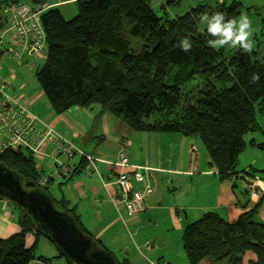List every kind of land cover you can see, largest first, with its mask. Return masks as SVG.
<instances>
[{
	"label": "trees",
	"instance_id": "trees-1",
	"mask_svg": "<svg viewBox=\"0 0 264 264\" xmlns=\"http://www.w3.org/2000/svg\"><path fill=\"white\" fill-rule=\"evenodd\" d=\"M73 1L77 14L66 20L57 5L47 6V0H0V29L13 6L25 3L40 10L47 6L39 15L46 57L36 68L35 79L53 112L99 106L136 132L198 136L218 180L236 179L245 137L261 131L257 115L264 119V55L228 46L212 48L208 41L215 37L198 26L202 13L221 12L226 19L238 20L241 4L198 5L169 19L158 17L149 0ZM182 37L192 41L189 52L178 46ZM253 74H259L255 83ZM197 76L202 87L182 95L181 87ZM250 145H255L254 140ZM0 162L23 178L26 189L39 188L50 195L59 210L70 214L98 247L109 251L83 226L65 198L49 193L50 179L44 186L39 184L42 174L31 153L7 150L0 154ZM259 201L249 209L243 204L234 222L208 211L187 224L182 243L188 264H240L248 253L253 256L249 264H264ZM16 221L19 231L0 238V264L34 260L33 250L42 235L19 210ZM27 234L34 238L29 246ZM59 257L63 258L39 259L53 264Z\"/></svg>",
	"mask_w": 264,
	"mask_h": 264
},
{
	"label": "crops",
	"instance_id": "crops-1",
	"mask_svg": "<svg viewBox=\"0 0 264 264\" xmlns=\"http://www.w3.org/2000/svg\"><path fill=\"white\" fill-rule=\"evenodd\" d=\"M68 1L70 0L55 1L47 6ZM43 50H46V47ZM25 87L22 85L17 90L12 88L10 93L26 105L31 114L94 159L92 165L84 162L82 157L77 162H72L70 165L72 177L64 179L57 174L59 167L56 164L58 168L55 175L60 195L69 202V207L75 210L83 226L102 243L106 241V235L109 236L110 231L117 224L119 226L124 224L132 231L134 228L139 232L143 226L142 222L148 220L167 233L176 232L180 235L187 224L194 222L205 212H216L229 222H234L243 212V209L235 210L232 195L233 181L240 180L239 176L236 179H229L231 187L228 190L227 185H223L217 179L216 172L209 165V158L204 159L195 152L192 142L187 137L170 133L133 131L124 122L103 111L99 106L89 109L72 107L65 113L57 115L46 102L47 100L45 98L42 100L39 92L37 94L29 92ZM61 129L64 131H60ZM253 140L257 143L256 145H264L262 137L257 141L255 138ZM119 152L125 154L133 169H148L152 193L145 198L144 210L134 216L130 215L122 204L115 205V201L119 202L120 199L116 179L123 171V168L117 166ZM59 155L51 146H45L39 153L32 154L36 165L56 159ZM37 160L40 162L37 163ZM81 165H83L82 168ZM207 167L209 169H206ZM78 168V173L73 174ZM53 176V174L50 177L42 175L43 178L50 179L48 186L54 185L56 177ZM240 181L247 197L246 202H241L240 205L246 204L249 209L251 203L249 184ZM258 183L254 182L256 185H261L264 193V180H259ZM204 184L212 187L211 200L201 201L198 198ZM63 188L71 195L66 197L62 191ZM259 199L257 217L264 223V195ZM81 202L82 206H80ZM119 206L120 209H116ZM16 217L17 214L13 216L9 213L7 205L3 209L0 208V238H7L19 231ZM95 228L99 230L98 233H95ZM130 236L132 238L133 235ZM27 237H30L29 239L33 242L34 238L31 234L26 235L25 242ZM147 238L148 240L144 243L146 254H136L134 248L132 251L131 247L125 244L121 249L122 259H116L117 262L119 261L120 264H172V258L168 252L170 248L168 238L156 234L148 235ZM32 242L26 245L29 246ZM136 242H134L135 246L139 244L138 241ZM180 251L182 255L184 251L181 244L177 249L179 260ZM252 257L250 256L248 261Z\"/></svg>",
	"mask_w": 264,
	"mask_h": 264
},
{
	"label": "rangeland",
	"instance_id": "rangeland-1",
	"mask_svg": "<svg viewBox=\"0 0 264 264\" xmlns=\"http://www.w3.org/2000/svg\"><path fill=\"white\" fill-rule=\"evenodd\" d=\"M55 1L65 0H47V3H52ZM232 1H236L241 4V12L238 20L242 15H247L251 19L252 27L254 29L252 35V40L254 41L253 50L258 51L259 54L264 55V0H149V3L151 5L152 10L158 17L173 19L175 17L184 15L190 9L198 5H207L210 7H214L215 5L221 3L230 4ZM57 9L62 13L63 17L66 20L74 18L77 14V5L73 0L57 4ZM198 28L200 31L207 29L206 25L201 22L199 23ZM134 47L137 48V46ZM9 49L10 48L8 47V50L0 56V84L6 83V90L9 93L11 92L12 88L17 90L20 86L24 85L26 86L25 88L27 89V91L36 92V94L39 92L42 96V100L44 98L45 100H47L46 96L42 93L35 79L36 68L43 64L46 57V50H41L39 52L34 53L24 51L20 54L19 57L14 58L12 57V54ZM202 83L203 80L201 77H195L193 80L184 84L181 87L182 95H184L188 91H196L200 89L202 87ZM16 101L19 100L16 98ZM46 102H48V100ZM257 121L260 125L261 131H256L254 133L248 134L245 137L246 145L238 157L236 167L237 171L242 172L239 177H245V179L250 183H257L259 180H264V145H262V147H258L256 145V142L254 146L250 145V141H252L253 138H255V141H257V139L260 137L264 139V119L261 116L257 115ZM60 131L64 130L61 129ZM187 138L189 141L192 142L191 145L196 150H194L195 152L199 153L200 156L204 159L208 158L207 152L198 136H189ZM80 157V155H75L71 160H69L67 156L60 154L56 157V159L44 161L37 165L39 173L43 176L45 175V177H50L52 176V174L54 175L53 177H56L55 172L58 167L62 166L63 164L71 165L72 162H77ZM39 162L37 160V163ZM56 164L58 167H56ZM206 169H209V167H207ZM220 182H222L223 185H227L228 190H230L231 180L225 179ZM233 182L234 183L232 184V186H234V193L232 195L233 200L235 201L234 206L236 208L235 210L239 211L240 209H242V205H240V203H245L247 197L244 193L242 182L240 180H234ZM56 183L57 177L54 181V185L49 186L48 191L52 196L54 195L53 197L57 199L61 197V195L59 193V190L57 189ZM260 188L262 187L260 186ZM201 190L202 193H200L198 197L201 199V201H206L209 199L211 200L213 198L211 186H206L204 184ZM62 191L66 197L71 195L68 191H66L65 188H63ZM5 205H7L9 213H11L13 216H16L17 209L14 207V205L4 199H0V208L3 209ZM80 206H82V202ZM116 209H120V206ZM119 221L121 220L119 219ZM142 224L143 226H141L139 232H137L134 228L132 231L129 226H125L124 224H121L120 226L119 224L115 225V227L110 231L109 236L106 235V241L103 240V245L108 248V250L115 256L116 259L121 260L123 256L121 254V249L124 247L125 244L131 247L132 251L134 248L136 254H146L144 243L148 240L147 236L156 234L159 236H164V238H168V242L170 244L168 252L169 256L172 258V264H188L184 252L181 255L180 251V260L177 254V249L179 248V245L181 244V246H183L182 233L180 235L176 232L167 233L164 229L157 228L148 220L143 221ZM98 231L99 230L95 228V233H98ZM130 235H133L132 238ZM29 238L30 237H27V244H30L32 242V240H30ZM133 241H138L139 244L135 246L136 244ZM146 245L148 246L149 244L147 243ZM33 251L34 260L30 264H45L39 259L40 257L51 259V257L57 255V251L54 245L42 236L38 239L37 245ZM250 256H252L251 253L245 255L243 261L240 264H249L248 259ZM53 264L67 263L65 262L64 258L59 257L53 262ZM205 264L212 263L207 261Z\"/></svg>",
	"mask_w": 264,
	"mask_h": 264
},
{
	"label": "built area",
	"instance_id": "built-area-1",
	"mask_svg": "<svg viewBox=\"0 0 264 264\" xmlns=\"http://www.w3.org/2000/svg\"><path fill=\"white\" fill-rule=\"evenodd\" d=\"M46 8L47 6L42 10ZM42 10L25 3L10 8L6 24L0 29V53L6 52L9 47L12 57L17 58L24 51L39 52L46 47L39 17ZM6 87V83L0 84V154L11 149L37 154L45 146H51L55 153L65 155L69 160L75 155H80L87 164L94 163L90 155L31 114L26 105L16 101V98L7 92ZM118 161L117 166L123 168V171L116 179L120 199L119 202L115 201V205L122 204L127 212L134 216L144 210L145 198L152 193L148 169H133L123 152H119ZM71 173L72 168L67 164L59 167L57 171L62 179L68 178ZM38 182L44 186L46 178H40ZM260 186L250 184L251 207L264 194Z\"/></svg>",
	"mask_w": 264,
	"mask_h": 264
},
{
	"label": "water",
	"instance_id": "water-1",
	"mask_svg": "<svg viewBox=\"0 0 264 264\" xmlns=\"http://www.w3.org/2000/svg\"><path fill=\"white\" fill-rule=\"evenodd\" d=\"M239 179L250 184L243 176ZM0 199L28 215L32 229L49 240L67 264H119L113 254L98 247L80 229L70 214L59 210L50 195L39 188L26 189L23 178L1 162Z\"/></svg>",
	"mask_w": 264,
	"mask_h": 264
},
{
	"label": "clouds",
	"instance_id": "clouds-1",
	"mask_svg": "<svg viewBox=\"0 0 264 264\" xmlns=\"http://www.w3.org/2000/svg\"><path fill=\"white\" fill-rule=\"evenodd\" d=\"M200 22L205 24L207 32L215 39L209 40L208 44L212 48L221 47L240 48L244 52L253 50L252 21L247 15H242L239 20L226 19L223 13L215 12L211 16L202 13ZM184 52H189L192 48V41L188 37H182L178 45ZM259 80V74H253L252 83Z\"/></svg>",
	"mask_w": 264,
	"mask_h": 264
}]
</instances>
